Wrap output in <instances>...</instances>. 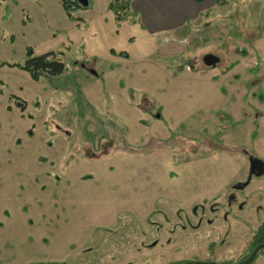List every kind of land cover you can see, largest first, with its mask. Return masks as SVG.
I'll list each match as a JSON object with an SVG mask.
<instances>
[{
    "label": "rangeland",
    "instance_id": "1",
    "mask_svg": "<svg viewBox=\"0 0 264 264\" xmlns=\"http://www.w3.org/2000/svg\"><path fill=\"white\" fill-rule=\"evenodd\" d=\"M108 1L72 12L88 30L60 0L0 2V264H236L264 223V175L232 190L241 150L264 163V0H222L142 39L112 32ZM28 48L63 73L33 82L9 67Z\"/></svg>",
    "mask_w": 264,
    "mask_h": 264
},
{
    "label": "crops",
    "instance_id": "2",
    "mask_svg": "<svg viewBox=\"0 0 264 264\" xmlns=\"http://www.w3.org/2000/svg\"><path fill=\"white\" fill-rule=\"evenodd\" d=\"M112 1L113 0H109L108 3L106 4V10L109 12V14H107V16L103 15L104 21L107 20L106 19L107 17H109L110 20L111 18H113L114 21L116 20L114 14L108 10V6ZM122 1L125 2L124 0ZM222 3H223L222 0H147V1L134 0L132 1L131 6L125 4V6H127V10L125 11L126 15L124 17L125 19H123L120 22H117L112 32L118 33L119 29H121L123 25L129 24L131 26H134V28L137 27L140 30V33H142L140 34L138 32L140 39H142L141 37L148 36L150 34L160 33V32H164V33L166 32V34L168 32H172L173 34L174 32L184 29L187 23H192L193 21L197 20L200 14L205 13L208 10H215L220 12L219 4ZM129 12L133 14L135 13L136 14L135 17L132 16L127 17ZM76 20H78V22L77 21L72 22L74 23V26H76L77 28L86 27L85 30H88L89 24L85 25L87 22L80 19V17L78 18V16H76ZM86 34L88 37H92V38H95L97 36L96 31L93 29L91 30V28L90 31H87ZM53 36L54 35L52 34V37ZM262 36H264V34ZM132 38L134 37L132 36L129 37V41L131 43L135 42V38L133 40ZM261 39L262 37L261 38L258 37L256 40H253L252 42L253 49L257 51V53L259 54H260V50H259L260 43L258 44V42ZM83 42L85 44V41ZM110 50L114 51L115 53H121L113 48H108V52H110ZM127 56L129 58L128 54ZM113 57L115 58L117 56H113ZM261 57H263V55ZM257 58L259 60V57ZM116 59H117L116 61L119 60L118 57ZM115 63H118V65L121 66L124 65L123 63L120 62H115ZM109 70L112 69H104L102 73L98 76V78H102L101 80L105 82L106 77L111 75V71ZM49 91H53V90H49Z\"/></svg>",
    "mask_w": 264,
    "mask_h": 264
},
{
    "label": "trees",
    "instance_id": "3",
    "mask_svg": "<svg viewBox=\"0 0 264 264\" xmlns=\"http://www.w3.org/2000/svg\"><path fill=\"white\" fill-rule=\"evenodd\" d=\"M5 0H0V2H4ZM61 6L66 14L67 18L71 21H75L76 19L73 18L72 12L75 10L85 9V7L80 4L79 0H60ZM108 10L112 12L118 22L125 19L127 6H125V2L122 0H113L109 6ZM113 56L121 57L127 59L128 56L126 53H115L114 51L110 50L109 52ZM4 64H0V67ZM9 67H16L17 69L25 72L29 78L33 82H38L40 79L43 78H52L59 76L64 71V64L56 58V55L53 52H49L42 55H35L33 51L28 48L25 52L24 61L21 65H10ZM13 98L12 96L9 97V100ZM21 112L24 111V104L19 102ZM10 108L8 107L7 110ZM264 242V223L258 228L257 232L255 233L252 241L251 251L259 244ZM250 251V252H251ZM249 252V253H250ZM247 258V256L245 257Z\"/></svg>",
    "mask_w": 264,
    "mask_h": 264
},
{
    "label": "water",
    "instance_id": "4",
    "mask_svg": "<svg viewBox=\"0 0 264 264\" xmlns=\"http://www.w3.org/2000/svg\"><path fill=\"white\" fill-rule=\"evenodd\" d=\"M79 2H80V4H82L86 8V0H79ZM205 60L209 61V63H211L213 66L215 65L216 59H214L213 57H207V59H205ZM249 164H250L249 173H248V177H247L246 182L237 184L234 187V189H239V190L243 189L245 186L248 185L252 176L260 177L264 174V163L262 161L255 159V158H251L249 160ZM263 249H264V242L257 245L245 260L238 262L236 264H252L253 261L255 260L256 256ZM184 264H217V263H213V262H188V263H184Z\"/></svg>",
    "mask_w": 264,
    "mask_h": 264
},
{
    "label": "flooded vegetation",
    "instance_id": "5",
    "mask_svg": "<svg viewBox=\"0 0 264 264\" xmlns=\"http://www.w3.org/2000/svg\"><path fill=\"white\" fill-rule=\"evenodd\" d=\"M207 57H213L214 59H216V61H215V65L213 66L211 63H209V61H206L205 59H207ZM202 63H203V65H204V67H209V68H216V66L218 65V63H219V59L215 56V55H213V54H205L203 57H202ZM88 70H90L91 71V69H88ZM145 98V96H143V98H142V103L141 104H143L145 107L146 106H148V108H149V104H148V102L144 99ZM79 100L81 101V98H79ZM146 101V102H145ZM23 103V102H22ZM18 108H19V110H20V106H19V103H18ZM24 108H26L25 107V105H24ZM140 108H142L141 106H140ZM142 109H144V111L145 112H148V110L149 109H145L144 107L142 108ZM25 112V109H24V111L23 112H21V110H20V113L21 114H23ZM30 119H32L33 117H31V116H28ZM34 128V126H32V129ZM29 132V136H31V133H32V131L31 130H29L28 131ZM124 147H125V145H123ZM127 149V148H126ZM217 150H219L220 152H225V153H230V151L231 152H233L232 150H235V149H230L229 147H227L226 145H223V144H221V148L220 149H217ZM242 152L240 153L241 155H242V157H244V159H247V164L246 165H248V169H247V175H246V178H245V181L244 182H246V180H247V177H248V173H249V166H250V164H249V160L251 159V158H255V157H251V156H249V154L245 151V150H241ZM101 153H104V154H106V151H102ZM98 156L99 155H94L93 153L91 154V155H89L88 157H90V158H92V157H96L95 159H97L98 158ZM255 159H257V158H255ZM259 160V159H258ZM44 161V160H43ZM264 175V174H263ZM262 175V176H263ZM262 176H260V177H262ZM260 177H255V176H252L251 177V179H250V181H249V183H248V185L250 184V182H251V180L253 179V178H260ZM244 182H237L236 184H234L233 186H232V190L233 191H240V190H243V189H245L247 186H245L243 189H234V187L237 185V184H240V183H244ZM229 197H228V204H230L231 205V200L232 199H234V201H235V198H234V195H231V193L228 195ZM212 210L214 211L215 209L212 207ZM258 230V229H257ZM257 232V231H256ZM255 235V234H254ZM254 237V236H253ZM223 243V242H222ZM224 244V243H223ZM252 252V251H251ZM250 252V253H251ZM250 253H249V255H250ZM248 255V256H249ZM247 256V257H248ZM246 258H244V259H242L241 261H243V260H245ZM241 261H238V262H241ZM237 262V263H238Z\"/></svg>",
    "mask_w": 264,
    "mask_h": 264
}]
</instances>
